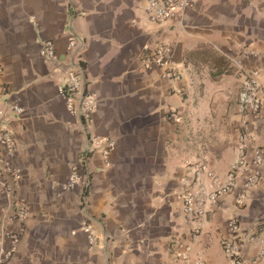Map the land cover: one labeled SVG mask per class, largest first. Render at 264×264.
<instances>
[{
    "label": "crops",
    "instance_id": "obj_1",
    "mask_svg": "<svg viewBox=\"0 0 264 264\" xmlns=\"http://www.w3.org/2000/svg\"><path fill=\"white\" fill-rule=\"evenodd\" d=\"M146 2L0 0V131L15 145L12 156L1 145L0 156L20 174L8 196L11 170L0 164V259L5 232L24 227L0 264H180L186 246L192 262L230 264L220 239L231 217L264 238V166L244 204L237 178L205 205L198 234L181 197L209 192L207 172L226 180L245 132V152L264 149V106L257 115L237 110L241 70L257 69L264 85V0H195L162 23ZM70 32L83 89L95 98L89 121L70 113L59 91ZM47 40L52 60L41 54ZM161 42L170 47L165 67L179 77L143 65L144 48ZM95 136L115 142L106 160L91 149ZM75 166L83 181L66 188ZM256 251L248 244L244 256Z\"/></svg>",
    "mask_w": 264,
    "mask_h": 264
},
{
    "label": "built area",
    "instance_id": "obj_2",
    "mask_svg": "<svg viewBox=\"0 0 264 264\" xmlns=\"http://www.w3.org/2000/svg\"><path fill=\"white\" fill-rule=\"evenodd\" d=\"M194 1L147 0L145 10L153 22L162 23L166 20L176 18L178 13L190 8ZM79 50V39L70 32L65 48L68 60L65 70V80L59 87V91L65 99L69 112L78 114L85 121H89L95 109V98L83 89L84 68L81 65ZM249 53L256 54L254 51H250ZM41 54L47 60L54 59V47L51 41L47 40L42 43ZM169 57L170 47L161 42L153 48H144V54L141 60L147 68L153 65L158 66L163 68L165 76L179 77L180 73L174 70L173 67H165L169 64ZM241 75L242 81L238 94L237 110L243 115H257L264 106V85L258 79V70H241ZM14 109L19 111L17 107ZM170 112V115L174 117L175 110L170 109ZM251 137L248 132L240 136V154L238 159L230 166L225 181H221L211 172H207L209 186L211 188L209 192L203 194V192H198V190L187 189L182 193L183 212L196 222L193 228L194 233L198 234L200 232L201 219L206 212L205 205L215 203L219 194L230 191L237 178H241L240 189L235 199L236 204L239 205L245 203L248 191L260 180L264 166V149L260 146H252L249 152H245L246 140ZM1 145L5 147L6 155L12 156L15 150L14 140L6 129L0 131ZM114 146L115 142L112 139L95 136L92 140L91 149L100 152L106 160L110 152L114 149ZM0 164L5 167V170H11L10 164L5 157L0 156ZM11 175L12 182L4 187L8 196L12 195L20 179L18 170H11ZM80 181H83V179L78 172V168L75 166L71 169V174L65 187L72 188ZM16 209V217L23 222L27 217L24 205L18 202ZM23 231L24 227L20 226L17 231L5 232L4 237L8 239V246L3 249L0 263L7 260L15 251ZM248 244H256L257 247L256 254L251 258L244 256V249ZM220 246L230 264H256L259 258L264 256V238L244 233L235 217H231L227 221L226 232L220 239ZM188 250L189 247L186 246L183 252L179 254L180 264H200L199 262L189 260L187 256Z\"/></svg>",
    "mask_w": 264,
    "mask_h": 264
}]
</instances>
